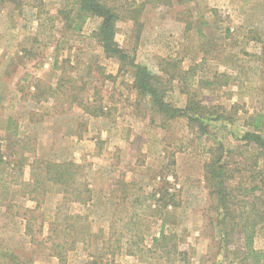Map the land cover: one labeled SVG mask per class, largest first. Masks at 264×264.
I'll list each match as a JSON object with an SVG mask.
<instances>
[{
  "label": "rangeland",
  "instance_id": "1",
  "mask_svg": "<svg viewBox=\"0 0 264 264\" xmlns=\"http://www.w3.org/2000/svg\"><path fill=\"white\" fill-rule=\"evenodd\" d=\"M104 1L126 11L132 0ZM178 1L135 0L141 27L119 20L116 39L164 70L168 101L192 93L206 117L226 109L231 123L205 118L210 134L162 118L132 87V68L92 36L100 18L60 12L69 0H0V264H252L242 239L224 247L210 223L205 164L218 140L235 146L234 134L264 128L253 115L264 113V59L253 55L264 31L240 20L243 6L234 19ZM40 158L80 164L89 191L40 186ZM162 230L170 238L154 244Z\"/></svg>",
  "mask_w": 264,
  "mask_h": 264
},
{
  "label": "trees",
  "instance_id": "2",
  "mask_svg": "<svg viewBox=\"0 0 264 264\" xmlns=\"http://www.w3.org/2000/svg\"><path fill=\"white\" fill-rule=\"evenodd\" d=\"M184 1L188 0H179L178 3ZM127 3L129 4L127 10L121 11L122 9L109 5L104 0H69L67 7L60 12H66L70 8L69 11H75L74 14L81 24L88 18L101 19L97 29L92 32L93 38L102 47L107 58L119 62L120 70L132 68L130 69L133 74L132 87L140 91L141 95L152 99L153 105L158 108L157 113L162 118L170 121L185 118L189 123H196L200 133L206 134H210L211 131L205 118L214 122L230 119L228 122L231 123L232 116H226L224 107H221V111H224L222 113H216L211 117L204 116L201 112L203 105L195 101L192 93L191 97L188 93L184 107H178L166 99L167 88L163 87L161 76L152 72L148 65L137 62L135 54L122 47L116 39L119 20H133L141 27L138 17L142 4L135 6V0ZM200 32L202 34V31ZM159 70L164 71L161 67ZM259 122L260 120L254 126V131L246 130L240 135L234 134L239 141L235 146L218 140L208 147L209 161L205 164V179L212 200L207 211L210 223L217 229L219 239L225 243L224 247L233 239H242L243 259L252 264H264V248L258 249L254 246L258 234H264V135H262L264 128ZM238 156L242 162L237 159ZM0 158L3 160V155ZM40 168L42 170L44 168V172H40V186L47 180L66 188H70L74 183L76 187L73 191L78 195L89 191L83 188L86 184L82 181L83 171L80 164L40 158ZM173 197L174 195H171L170 199L165 197L169 200L165 207L173 201ZM169 238L162 230L160 238L154 237L153 242L161 245Z\"/></svg>",
  "mask_w": 264,
  "mask_h": 264
},
{
  "label": "crops",
  "instance_id": "3",
  "mask_svg": "<svg viewBox=\"0 0 264 264\" xmlns=\"http://www.w3.org/2000/svg\"><path fill=\"white\" fill-rule=\"evenodd\" d=\"M202 1L203 2L208 1V4L210 6L229 8L231 18H234V19H235V16L232 17L233 8L235 10L237 7L239 8L243 6L244 14H242L243 17L241 16L240 20H242V18L243 20H246L247 26H250L254 30H259L260 32L264 31V0H202ZM226 2L227 4H225ZM236 5H239V6H236ZM5 12L6 11L4 8L0 10V20L4 18L3 16ZM255 54H258V56H262L264 59V54H263L262 49L259 50L257 47H255V52L253 55ZM148 67L152 70V72L158 71L157 64H154L153 66L148 65ZM231 102L232 103H229V108H231L232 105H234L236 101H231ZM186 103H187V100L181 107H184ZM253 115H259L258 117H260V119H264V113L262 111H257V112L254 111Z\"/></svg>",
  "mask_w": 264,
  "mask_h": 264
}]
</instances>
